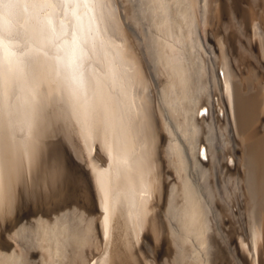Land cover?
<instances>
[{"label":"bare ground","instance_id":"bare-ground-1","mask_svg":"<svg viewBox=\"0 0 264 264\" xmlns=\"http://www.w3.org/2000/svg\"><path fill=\"white\" fill-rule=\"evenodd\" d=\"M98 28L83 84L38 53L0 108V264H264V0H110Z\"/></svg>","mask_w":264,"mask_h":264},{"label":"snow or ice","instance_id":"snow-or-ice-1","mask_svg":"<svg viewBox=\"0 0 264 264\" xmlns=\"http://www.w3.org/2000/svg\"><path fill=\"white\" fill-rule=\"evenodd\" d=\"M110 0H0V108L15 95L17 73L41 72L45 60L56 61V74L75 84L85 82L97 53L98 24L103 23ZM38 26L41 47L33 50L26 30ZM89 87L98 86L89 80Z\"/></svg>","mask_w":264,"mask_h":264}]
</instances>
